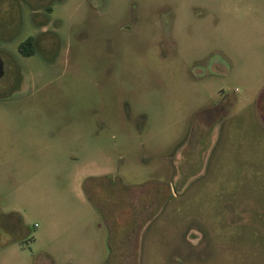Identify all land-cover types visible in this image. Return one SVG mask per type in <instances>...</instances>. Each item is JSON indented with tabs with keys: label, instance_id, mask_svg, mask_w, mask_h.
<instances>
[{
	"label": "rangeland",
	"instance_id": "rangeland-1",
	"mask_svg": "<svg viewBox=\"0 0 264 264\" xmlns=\"http://www.w3.org/2000/svg\"><path fill=\"white\" fill-rule=\"evenodd\" d=\"M0 59V264H264V0H0Z\"/></svg>",
	"mask_w": 264,
	"mask_h": 264
},
{
	"label": "crops",
	"instance_id": "crops-1",
	"mask_svg": "<svg viewBox=\"0 0 264 264\" xmlns=\"http://www.w3.org/2000/svg\"><path fill=\"white\" fill-rule=\"evenodd\" d=\"M110 236H111V233H110ZM112 238H113V236H112ZM116 243L117 244L116 245H113V248L111 246V248L113 250H116L117 251V253H118L117 257L118 258H120V257H122V255H124V257H122V258H125L124 264H129L128 263V260H127V259H129V261H130V258H131L130 250H129V247H128L129 246V242L126 239H124L121 242V245H120V242L119 241H117ZM120 253L122 255H120ZM107 264H119V262L118 263H115V262L109 261Z\"/></svg>",
	"mask_w": 264,
	"mask_h": 264
},
{
	"label": "trees",
	"instance_id": "trees-1",
	"mask_svg": "<svg viewBox=\"0 0 264 264\" xmlns=\"http://www.w3.org/2000/svg\"><path fill=\"white\" fill-rule=\"evenodd\" d=\"M34 39L32 37L26 39L22 43H20L17 47L18 52L25 57H29L34 55L35 48H34Z\"/></svg>",
	"mask_w": 264,
	"mask_h": 264
},
{
	"label": "water",
	"instance_id": "water-1",
	"mask_svg": "<svg viewBox=\"0 0 264 264\" xmlns=\"http://www.w3.org/2000/svg\"><path fill=\"white\" fill-rule=\"evenodd\" d=\"M3 76H4V63L0 59V80L3 78Z\"/></svg>",
	"mask_w": 264,
	"mask_h": 264
},
{
	"label": "flooded vegetation",
	"instance_id": "flooded-vegetation-1",
	"mask_svg": "<svg viewBox=\"0 0 264 264\" xmlns=\"http://www.w3.org/2000/svg\"><path fill=\"white\" fill-rule=\"evenodd\" d=\"M34 48H35V42H34ZM4 75H5V69H4ZM4 77V76H3Z\"/></svg>",
	"mask_w": 264,
	"mask_h": 264
}]
</instances>
